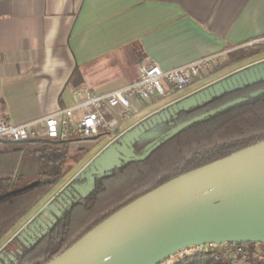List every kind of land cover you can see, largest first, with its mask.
Segmentation results:
<instances>
[{"label": "crops", "instance_id": "crops-1", "mask_svg": "<svg viewBox=\"0 0 264 264\" xmlns=\"http://www.w3.org/2000/svg\"><path fill=\"white\" fill-rule=\"evenodd\" d=\"M263 36L264 0H0V113L14 124L39 120L70 106L77 87L103 94L125 86L141 62L168 69L212 54L221 62ZM229 67L183 90L165 86L164 97L137 103L126 121L115 110L106 117L122 134L153 116L167 119L172 106L227 78Z\"/></svg>", "mask_w": 264, "mask_h": 264}, {"label": "trees", "instance_id": "trees-1", "mask_svg": "<svg viewBox=\"0 0 264 264\" xmlns=\"http://www.w3.org/2000/svg\"><path fill=\"white\" fill-rule=\"evenodd\" d=\"M264 52V44L230 51L213 71ZM211 73H214V72ZM210 73V74H211ZM74 74L78 76L75 69ZM264 80L236 87L202 104L178 110L153 124L134 142L135 155H143L178 125L232 100L242 101L183 127L158 145L143 160L122 163L93 180L85 193L71 198L41 233L23 242L3 264H43L52 259L106 217L142 194L196 167L264 140ZM82 150H70L62 139L9 143L0 148V242L72 169ZM29 186L28 188H25ZM248 245L245 264H264V244L253 257ZM178 264H235L224 250L196 254Z\"/></svg>", "mask_w": 264, "mask_h": 264}, {"label": "water", "instance_id": "water-1", "mask_svg": "<svg viewBox=\"0 0 264 264\" xmlns=\"http://www.w3.org/2000/svg\"><path fill=\"white\" fill-rule=\"evenodd\" d=\"M259 80H264V61L186 97L170 108L171 115ZM260 92L264 88L253 95ZM243 99L232 100L183 122L137 156L132 144L146 129L165 120L153 116L101 151L90 165L89 174L114 170L123 162L143 160L183 127ZM123 147L128 149L127 153H122ZM208 242L264 244V140L182 173L142 194L43 264H156L182 248Z\"/></svg>", "mask_w": 264, "mask_h": 264}, {"label": "built area", "instance_id": "built-area-1", "mask_svg": "<svg viewBox=\"0 0 264 264\" xmlns=\"http://www.w3.org/2000/svg\"><path fill=\"white\" fill-rule=\"evenodd\" d=\"M252 44H264V36ZM219 59V54H212L168 69L141 62L137 65L136 79L125 86L103 94H96L87 86L77 87L72 91L70 106L23 124H14L0 113V142L61 138L69 144L87 140L96 144L100 135H107L105 146H108L122 135L107 119L108 112L115 110L116 119L126 121L136 110L137 103H145L154 96L164 97L165 86L185 89L195 78L216 66ZM260 244L253 243V257L258 254ZM247 249L248 245L243 242H208L182 248L156 264H178L196 254L212 252L216 255L219 250L226 251L235 264H245Z\"/></svg>", "mask_w": 264, "mask_h": 264}, {"label": "rangeland", "instance_id": "rangeland-1", "mask_svg": "<svg viewBox=\"0 0 264 264\" xmlns=\"http://www.w3.org/2000/svg\"><path fill=\"white\" fill-rule=\"evenodd\" d=\"M244 50H250L251 49V45L248 46H244L243 47ZM254 56V55H253ZM252 57V56H251ZM248 57L244 60H241L242 62L238 63V64H232L227 66L229 67L227 69V77H229L230 75L235 74V72L239 71V70H243L244 68L250 67L253 63H255V61L258 59H261L264 57V55L260 56V57ZM216 68V67H215ZM215 68H211L209 70H207L206 72H204L203 74L200 75V77L204 79V77H208L211 76L214 73L219 72L218 71H213L215 70ZM224 69V68H223ZM222 70V69H221ZM214 73H211V72ZM211 73V74H210ZM212 80V79H210ZM210 80H207L208 82ZM206 81V82H207ZM176 92V91H174ZM99 142H97L96 144L94 143V141L92 140H87V141H81L80 144L83 143V145L81 146L82 150V156L79 159V161L72 167V169L68 172L67 175H65L44 197L43 199H41L39 201V206H41L43 203L48 202L45 210L49 209L50 205L53 203L54 198L57 197V195L61 194L62 192H64L66 190V188L70 187L71 184L76 183V179L80 176V174H82L88 167V164L92 161V159L97 155V152L99 151V147L105 143L108 140L107 135H100L98 137ZM7 145V143L5 144V146ZM79 149V148H78ZM81 183H85L84 180H81ZM51 202V203H49ZM42 203V204H41ZM42 212L39 211V209L37 207H34L33 210L28 213L27 215H25L22 220L17 224V226L9 232V234L0 242V250L2 248L5 247V245L11 241V238H13L16 234H20V232L28 225L29 222L34 221L36 218L37 219H43V215H44V211ZM40 212V213H39Z\"/></svg>", "mask_w": 264, "mask_h": 264}, {"label": "flooded vegetation", "instance_id": "flooded-vegetation-1", "mask_svg": "<svg viewBox=\"0 0 264 264\" xmlns=\"http://www.w3.org/2000/svg\"><path fill=\"white\" fill-rule=\"evenodd\" d=\"M146 130L141 135H143L144 133L146 134ZM132 147L137 148L135 143L132 144ZM122 150L123 154L128 152V149L125 147H123ZM134 151L135 150L133 149V152ZM97 155L88 164V168L76 179V183L71 184L70 187L66 188L64 192L54 198L53 203L50 205L49 209L44 211L43 219L36 218L34 221L29 222L28 225L20 232V234H16L13 238H11V241H9L5 245V247L0 250V264L6 262L9 258H12L14 254L22 247L23 242L29 241L31 240V238L41 233L45 225L48 224L54 218V213L59 212L60 208H62L63 205H65L71 198L81 194H85L92 186V182L95 178L113 171L111 170L108 172L103 171L102 173L98 172L95 174H89V172L91 171L90 165L92 164L93 160L97 157ZM93 170L97 171L98 169L94 168ZM81 180H84L85 183H81Z\"/></svg>", "mask_w": 264, "mask_h": 264}]
</instances>
